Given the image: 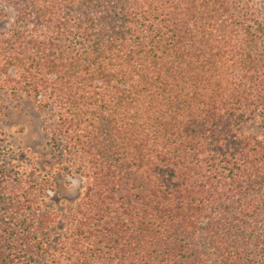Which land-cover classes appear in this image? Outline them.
Here are the masks:
<instances>
[{
	"label": "trees",
	"instance_id": "16d2710c",
	"mask_svg": "<svg viewBox=\"0 0 264 264\" xmlns=\"http://www.w3.org/2000/svg\"><path fill=\"white\" fill-rule=\"evenodd\" d=\"M0 1L1 81L91 180L73 264H264V0ZM35 185L0 166V264L43 251Z\"/></svg>",
	"mask_w": 264,
	"mask_h": 264
},
{
	"label": "rangeland",
	"instance_id": "374dc122",
	"mask_svg": "<svg viewBox=\"0 0 264 264\" xmlns=\"http://www.w3.org/2000/svg\"><path fill=\"white\" fill-rule=\"evenodd\" d=\"M5 6L0 1V9L8 13L0 19V32L9 27L13 17V12ZM243 131L246 134L261 132L257 122L245 124ZM49 142L45 114L38 103L14 93L0 79V166L9 169L15 166L25 182L37 183L33 213L26 216L32 220L33 227L41 222L45 224L39 232L45 243L43 251L32 264H73L71 253L61 250L64 246L73 247L77 227L89 216L85 215L89 210L85 193L91 180L78 170L77 158L64 148L55 149ZM79 240L87 244L94 239L92 235L86 239L79 234ZM91 263L94 262L90 260L87 264Z\"/></svg>",
	"mask_w": 264,
	"mask_h": 264
}]
</instances>
